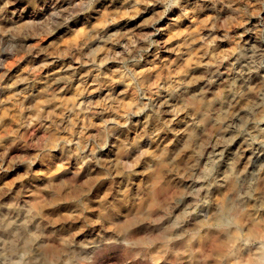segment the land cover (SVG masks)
Masks as SVG:
<instances>
[{
	"label": "rangeland",
	"instance_id": "374dc122",
	"mask_svg": "<svg viewBox=\"0 0 264 264\" xmlns=\"http://www.w3.org/2000/svg\"><path fill=\"white\" fill-rule=\"evenodd\" d=\"M263 150L261 0H0V264H264Z\"/></svg>",
	"mask_w": 264,
	"mask_h": 264
},
{
	"label": "bare ground",
	"instance_id": "6f19581e",
	"mask_svg": "<svg viewBox=\"0 0 264 264\" xmlns=\"http://www.w3.org/2000/svg\"><path fill=\"white\" fill-rule=\"evenodd\" d=\"M77 1V0H76ZM78 3V2H77ZM74 5H75V3H73ZM81 4V3H80ZM77 5V4H76ZM61 8V7H60ZM73 11V10H72ZM68 12V11H67ZM56 13V12H55ZM50 14V13H49ZM67 14H69V13H67ZM54 22V21H53ZM259 45V44H258ZM21 46V45H20ZM254 48H256V47H254ZM259 50V49H258ZM250 68V67H249ZM228 137V136H227ZM244 147V146H243ZM264 151V150H263ZM264 158V152H262V154L260 155V159H263ZM257 161H259V160H257ZM260 161H264V160H260ZM259 161V162H260ZM251 191V190H250ZM230 197V196H229ZM228 200V199H227ZM232 200H233V198H232ZM234 203L235 202H229V204H228V209L230 208V207H232L233 205H234ZM221 204H222V202H221ZM250 204V203H249ZM222 206V205H221ZM223 206H224V209H226V205H225V202H224V204H223ZM223 208V207H222ZM238 210V209H237ZM223 211V210H222ZM4 212V211H3ZM0 215H1V213H0ZM5 215V214H4ZM23 215H24V213H23ZM22 215V216H23ZM247 215V214H246ZM16 216V215H15ZM5 217H7V216H5ZM24 219V218H23ZM259 219V218H258ZM0 221H1V223L4 225V228L5 229H7V230H11V229H23L24 228V224L21 226V224H17L16 223V220L14 221V220H8V219H5V218H3V217H0ZM248 221V220H247ZM20 222V221H19ZM199 222V221H198ZM250 223V222H249ZM248 223V224H249ZM26 224V223H25ZM32 224V223H31ZM198 224V223H197ZM195 226H196V224H195ZM240 226H241V224H240V219L239 218H234L233 219V225H232V227L229 229V231H228V241L229 242H231V241H235L237 238H238V234H239V231H240ZM197 227V226H196ZM242 227V226H241ZM258 231H259V228L257 229ZM251 231V230H250ZM255 231V230H254ZM260 231H261V229H260ZM260 233H262V232H260ZM264 233V232H263ZM262 233V234H263ZM257 234V233H256ZM251 235V234H250ZM249 235V236H250ZM259 236V235H258ZM263 237H264V235H262ZM20 237V236H19ZM250 238V237H249ZM251 239V238H250ZM256 240V239H255ZM262 241H263V239H262ZM11 242H13V241H11ZM232 243V242H231ZM230 243V244H231ZM235 242H233V244H234ZM11 244V243H10ZM228 247V246H227ZM239 247V246H238ZM232 249V248H231ZM235 250V249H234ZM254 250V249H253ZM230 251V250H229ZM263 251V250H262ZM225 252V251H224ZM231 252H232V250H231ZM222 255V254H221ZM226 256V255H225ZM256 258L258 257L259 259L260 258H262V257H264V253L263 252H257L256 251ZM231 258H233V257H231ZM244 258V257H243ZM226 259V258H225ZM249 260V259H248ZM251 260V259H250ZM250 260L248 261V262H250ZM264 260V259H263ZM233 261H234V259H233ZM253 261H254V259H253ZM256 261V260H255ZM227 262V261H226ZM230 262H231V264H232V261H231V259H230ZM229 262V263H230ZM228 263V264H229ZM258 264V263H257ZM262 264V263H261Z\"/></svg>",
	"mask_w": 264,
	"mask_h": 264
},
{
	"label": "clouds",
	"instance_id": "9594fccd",
	"mask_svg": "<svg viewBox=\"0 0 264 264\" xmlns=\"http://www.w3.org/2000/svg\"><path fill=\"white\" fill-rule=\"evenodd\" d=\"M261 2H264V0H261ZM226 162H227V161H225V163H226ZM217 175H220V172H218ZM229 211H230L229 209H224L225 214H227Z\"/></svg>",
	"mask_w": 264,
	"mask_h": 264
}]
</instances>
